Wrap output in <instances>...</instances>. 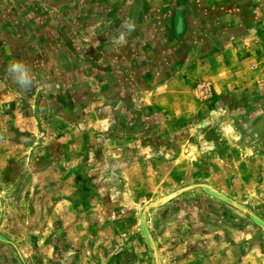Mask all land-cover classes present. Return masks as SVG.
Returning <instances> with one entry per match:
<instances>
[{
    "label": "crops",
    "instance_id": "0c3cea01",
    "mask_svg": "<svg viewBox=\"0 0 264 264\" xmlns=\"http://www.w3.org/2000/svg\"><path fill=\"white\" fill-rule=\"evenodd\" d=\"M13 59L34 84L0 86V184L25 193L35 177L74 172L73 159H130L114 130L138 136L204 111L203 84L212 100L264 85V0H0V77ZM55 232V263L70 264L72 234Z\"/></svg>",
    "mask_w": 264,
    "mask_h": 264
},
{
    "label": "rangeland",
    "instance_id": "374dc122",
    "mask_svg": "<svg viewBox=\"0 0 264 264\" xmlns=\"http://www.w3.org/2000/svg\"><path fill=\"white\" fill-rule=\"evenodd\" d=\"M199 101L207 103L204 111L157 131L124 137L114 130V142L132 145L130 159H73L74 172L63 169L62 180L35 177L25 193L22 185L0 184V237L11 244L0 241V264H56L55 231L72 234L77 258L70 264H110L123 250L132 252L129 264H157L142 213L196 185L213 187L264 221V85L237 99ZM148 227L160 264H264V231L202 189L151 210ZM35 238L46 254L33 251Z\"/></svg>",
    "mask_w": 264,
    "mask_h": 264
},
{
    "label": "water",
    "instance_id": "95a60500",
    "mask_svg": "<svg viewBox=\"0 0 264 264\" xmlns=\"http://www.w3.org/2000/svg\"><path fill=\"white\" fill-rule=\"evenodd\" d=\"M195 189H202L207 194L215 197L216 199L230 205L231 207H234L235 209H238L242 213L250 215L251 219L258 225V227H260V229H262V231H264V221L262 219H260L256 215L250 213L246 208H244L243 206H241L237 202L229 199L228 197H226L224 194L220 193L219 191H217L213 187H211L209 185L190 186L188 188L182 189V190L175 192V193H173L167 197H164L158 201L151 203L149 206H147L145 208L144 212L142 213V217H141L142 230H143V233L146 236L152 250L154 251V255H155V259H156L157 264H160V260H159L156 242H155L153 235H152V233L148 227V214L150 213L151 210L159 209V208L169 204L170 202H172L173 200H175L179 196H181V195H183L189 191L195 190ZM0 205H1V202H0ZM0 241H2L3 243H8L2 237H0ZM132 257H133L132 252H130L129 250H123V251L119 252L112 259L110 264H129L132 261Z\"/></svg>",
    "mask_w": 264,
    "mask_h": 264
},
{
    "label": "clouds",
    "instance_id": "9594fccd",
    "mask_svg": "<svg viewBox=\"0 0 264 264\" xmlns=\"http://www.w3.org/2000/svg\"><path fill=\"white\" fill-rule=\"evenodd\" d=\"M127 32H120L118 37H113V44L122 47L127 44V36L135 31V25L128 23ZM9 82L20 90L30 89L34 84L31 69L23 60L13 59L5 69L4 77H0V86H6Z\"/></svg>",
    "mask_w": 264,
    "mask_h": 264
},
{
    "label": "built area",
    "instance_id": "2783aa9c",
    "mask_svg": "<svg viewBox=\"0 0 264 264\" xmlns=\"http://www.w3.org/2000/svg\"><path fill=\"white\" fill-rule=\"evenodd\" d=\"M196 94L200 99H209L212 97L211 87L208 84H203L197 88Z\"/></svg>",
    "mask_w": 264,
    "mask_h": 264
}]
</instances>
